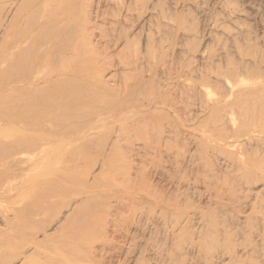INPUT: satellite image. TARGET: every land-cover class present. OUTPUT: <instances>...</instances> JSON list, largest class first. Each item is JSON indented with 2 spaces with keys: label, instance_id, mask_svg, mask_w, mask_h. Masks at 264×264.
I'll use <instances>...</instances> for the list:
<instances>
[{
  "label": "rangeland",
  "instance_id": "obj_1",
  "mask_svg": "<svg viewBox=\"0 0 264 264\" xmlns=\"http://www.w3.org/2000/svg\"><path fill=\"white\" fill-rule=\"evenodd\" d=\"M0 1L1 26V24L5 23V19L11 15V12L14 11V8L9 11L10 2H8V0ZM5 1H7L8 4ZM28 1H30L29 3L32 4L34 0L20 1L22 2V5L20 2H18V7L20 10H26V7L30 6L28 5ZM128 1L129 0H88L86 3V10L83 9L84 11L81 9L84 6L81 7V3L78 1L76 5L78 9L81 10H77L75 13L77 19H75V16L73 25L75 27L78 26L81 28L89 27L91 36L86 35V39L83 37V35L80 38L79 45L72 53H70L73 51V49L71 50V47L75 43V40H67L66 44H64L65 46L59 48L58 51H56V49L55 51H52V53L56 54L57 61H47L39 68L40 74H48L60 69L61 73H64L65 75L62 81L57 83L58 85H56L55 88L46 91L48 94L45 93L46 97L50 96L49 93L51 90L52 93L57 91L54 94H58V96L63 93V96L58 100V105H56V107L50 112L51 116H53V118L58 117L56 120L61 124H64V122L68 120L66 124L70 122V125L73 123V125L77 124V126H80L81 121H83L88 123L84 125V127H87L93 122V124L96 125L94 128L96 131L93 130L94 133L92 132V134L87 138H81L77 141H73L71 148L73 154H71V151H69L67 152L68 154L65 153L62 156H59L60 159L58 157L56 160H54V163H50V160L45 161V163H40L39 165L42 166L41 169L39 165L33 170L29 169L34 162L41 159L42 155L41 153H38V151L33 152L27 146H25L23 147L22 152L14 155L15 162L11 169L3 172V176L2 174L0 175L2 176V178H0V264H40L41 260V264H264V230H260L261 228H264V167L262 168L260 164L264 162V134L262 132H259V135L256 133V138L258 137L257 140H251L252 142L249 140L246 141V137H243L239 134V132H236L238 128L236 129L235 127L241 125L239 120L236 118L239 116L238 114L231 115V118H235L237 122H235L233 125L235 120L226 121V119H223L224 121L221 122L222 120H219V118L214 117L213 115V118L211 115H209L207 118L208 115L206 116V114L201 113L198 106L200 102L206 100V97H209L210 95L211 97L209 98H212V95L214 94L219 96V94L224 91L223 86L225 84H227L224 86L225 88L228 87V84H234L232 81L233 78H231V76L227 73L226 75V71L224 70L226 69L229 61L232 60L233 62H237L239 59H241L237 62L240 64L243 62V60H247L246 63L249 65L251 62L249 60L253 59L251 55L246 56L248 58H245V55L240 53V48L236 43H234L236 41L234 38L241 39L242 41V39L246 38L247 33H249L247 38L249 37L248 39H250L251 42L247 41L246 38V40H243L245 43L242 41L239 45H242L244 48L249 46H260V48H257L264 54V0H152L150 2L153 3L154 1V3H156L153 5V11L157 12V14L154 12L157 17L152 15V19L149 20L148 18L146 21L143 19L145 17L144 10L146 9L143 10V8H145L147 4H150V2L148 3L147 0H143L144 2L138 0L137 5L141 4V6L139 7L136 5L135 9L139 7L137 8V10L139 9L137 11L132 9V6L128 4ZM130 1L133 2V0ZM59 2L60 0H50L49 5L54 6ZM122 4H124V6L128 4L127 6H129V8L131 7V10H129L127 13L128 15H125L128 18L123 16V12L120 11V9H122L120 8ZM233 8H235L238 12H236V10L234 11ZM96 11L98 12L96 13ZM159 11L162 14L159 13ZM100 12H104L105 14L103 13L101 15ZM118 12L122 14L123 18ZM232 12L235 13L233 14ZM141 13H143V16ZM20 14L21 13H18V15L14 17L15 19L12 20V29L8 27L7 31L3 33L0 38V83L5 84L14 76H16L18 73V68V70H23V67L25 69L28 66L27 64L30 63L29 61L31 60L32 52L35 49L42 45L47 48L49 44L48 41L38 39L30 41L31 43L25 42L27 38L21 36V30L29 29L30 24L32 23L31 25L33 26L35 20H30L29 24V20H23L24 16ZM232 14L234 16H232ZM98 15L101 18H98ZM233 17H236L237 20L236 18L234 20ZM88 19H91L92 22L90 21L91 23H87ZM161 20L162 22H160ZM16 21L18 22L16 23ZM79 21L85 22L80 23ZM69 23L67 22L63 24L64 26L61 25L60 28L53 29L52 31L55 30L54 32H56L58 29L64 30L65 26H67ZM190 25L192 27H190ZM224 25L235 29L239 27V30L236 29L238 30L236 32L234 29H232V31L231 29L229 30L227 26L226 27L228 29L225 28ZM234 25H236V27ZM18 27H21V29H18ZM118 27L121 28L119 29ZM151 27L156 28H153V30ZM16 28L20 31H18ZM148 28H151L153 32ZM222 28H225L230 32L226 31L225 29L224 31ZM243 29H246L245 32L247 31L245 35ZM61 30L59 31L60 33L63 31ZM241 30H243L242 32L245 36L244 38H242V32H240L241 36L238 33ZM10 31L13 32L10 33ZM148 31H150L152 37L155 40L153 41L155 42L154 44L157 46V50L159 51L157 52H161V55H164L166 52L164 59H167L166 64L165 61H163L164 59L162 60L165 65H160V68H158L157 72L154 74L146 71V63L140 64L142 61H140L139 64H135L132 61V65H136L134 68L133 66H127L131 69L124 67L125 65H123L122 62L123 56L122 54L119 56V48L115 44L119 37L126 36L127 34L130 37L129 39H131V42H129L127 48V52L130 51L131 54L129 52V55L132 56L135 54L134 50L139 47L138 45H140L139 43L141 42L144 34ZM231 32L235 35L238 34V37L231 36L233 35ZM8 33L10 34L8 35ZM13 33L15 34L13 35ZM230 33L231 35L229 36ZM109 36H111V38ZM136 37H138L137 39L140 40L138 41L135 39ZM156 38L160 41H158ZM21 39L24 40L22 41ZM132 43L134 45L138 44V47L135 46L137 47L135 49ZM242 43H244L245 46ZM246 43L249 46L246 45ZM45 44L47 45L45 46ZM25 45L28 46L26 48H28L30 51L29 61H25L23 56L17 57V55H14L12 58L9 55L13 48V50L16 48V50L19 51L23 49ZM166 47L168 48L166 49ZM235 47H238V49ZM235 49H237L239 52ZM197 51L199 52L198 54ZM201 52H204V55L208 53L207 56H204V59L205 57L206 59L207 57L210 58L205 60L208 69L205 67V63L201 62L204 61L202 58L201 60H198L200 59L198 56ZM209 53L211 55H209ZM238 53L242 54L243 57L240 54L239 57ZM65 54H67L68 59L60 62L59 57L61 58V56H64ZM227 55L229 57H227ZM132 57L134 58V56ZM132 57L130 58L132 59ZM11 58L13 60H11ZM196 58L198 59L196 60ZM228 58L229 60H227ZM97 59H99V62ZM5 60H7V62H5ZM226 61L227 65L224 63ZM209 62H213L215 66L220 65L224 68L221 67L220 70V66L219 68L217 66L215 68H218L220 73L216 69L215 71L217 72H215L213 70V64H209ZM197 63L199 65H197ZM200 63L205 65H203V69L206 68L205 71L202 69ZM209 65H212L213 67L211 66L210 68ZM142 66L146 73L143 70L141 72L140 67ZM194 67H196V75L194 72ZM166 68L169 71L166 70ZM209 68L210 70L212 69L211 71L217 74L215 75V78L213 75L210 76L207 74V72L211 73V71H208ZM159 69L161 70L159 71ZM176 70L178 73L175 72ZM83 71H86V74ZM95 71L97 72L94 73ZM2 72H6V74L9 72V74L6 76V74H2ZM173 72L175 73V78H173ZM222 72V75L225 74L226 76H221ZM123 73L124 76H122ZM170 73L172 74L171 77L169 76L171 75ZM179 73L183 75L188 89L190 85H192L193 89L197 90L196 92H198L199 90L197 88L200 87L199 85H204L206 91H202L204 90V87L201 85L202 90H200V92H202H198L199 94L203 93L202 95H205L206 93L204 96L205 99H203V96L201 97L203 101L202 99L200 100V98H198L199 100L197 99L199 94L196 93L197 95H194L191 93L193 91H190V89H192L191 86L189 91L187 90L190 96L188 94L186 96V98L190 99H186L185 105H183L184 99H179L180 96L178 97L177 91L181 87V80L176 77V74ZM247 73L248 72L245 73L246 75L244 74V78L242 77L244 80L246 76V80L243 81L246 83H244L245 85H242L243 87L249 88L248 86L251 85L257 87V82L264 83L263 76V78L259 76L261 78L260 79L259 77L249 73L248 76L250 77H248ZM154 75H156V77ZM199 75H207V80H201L200 84H198V78L202 79V76L200 77ZM197 76L198 78H196ZM152 77L155 78L154 80L157 79L159 84L157 81V84L155 82L154 83L157 86L161 85L159 87L162 88V82L166 83L169 78H173L172 80L169 79L172 81L171 87L169 85V89L165 88L167 90L166 94H168L170 98L172 97L171 100L168 99L169 103L165 101H158L159 103L157 102L156 95L154 94V88L150 86L153 83ZM212 77L216 81L212 82ZM101 78L105 80L107 86L110 85L107 90L99 89L101 88L99 82ZM219 78L221 79V83ZM77 79L80 82H78ZM195 79L198 82H196ZM228 79L229 82H226ZM65 80L69 81L66 82ZM218 80L219 82L217 83ZM223 80L225 81L223 82ZM194 82H196V84ZM214 82H216V84ZM23 83L24 82H20L19 84ZM121 83H123V85ZM176 83L180 84L177 86V88L175 87L177 85ZM205 83H207V85ZM211 84L214 86L212 87ZM221 84H223V86ZM220 85L221 88H219ZM1 86L2 84H0V87ZM255 87H253V89ZM62 88L64 89L65 93L67 92L66 95H64L65 93ZM92 88H94L95 91ZM171 88L174 89V92H172L173 90ZM256 89H258V87ZM208 90H210V92ZM96 91L97 94L95 93ZM134 91L135 93H133ZM216 92L220 93L216 94ZM3 93L6 92H0V94ZM207 93L209 94L208 96ZM192 95L194 97H191ZM215 95L213 97H216ZM33 99V102L39 100L38 98ZM123 101H125L124 104ZM180 101H182L183 104L180 103ZM151 102L153 105L150 104ZM120 103H122V105ZM111 104H118V108L116 109V106ZM124 105L126 106L124 107ZM149 105L151 106L149 107ZM100 106L107 110L104 111V108L100 109ZM108 107H111L112 110L109 111L110 109ZM174 108L176 110H174ZM121 110L124 111L121 112ZM95 111H99L105 116L108 114V118L112 116L111 121L110 119L108 120L107 117L105 118L103 116L104 119H107L108 121H104V123L100 124L99 127L98 123L94 122L93 115L89 113ZM198 111L201 115L197 113ZM109 113H111V115ZM120 113L122 115L124 113V118L123 116H117ZM64 114L65 116H62ZM71 114H75V116ZM203 115L206 116V120H201L202 118L199 119V117ZM116 116L118 119H116ZM90 119H93V121ZM79 122L80 124L78 125ZM137 123L140 124L138 125ZM19 124L21 125H19L20 127H23L22 122ZM82 126L83 125L80 127ZM117 127L120 129V131L122 130V136L121 133H119V130L117 131ZM3 128V126H0V134L6 131L5 128ZM171 130H173V132ZM14 137L16 138L15 134H12L11 139H14ZM259 138H261L263 141H261ZM233 139L240 140V145L238 147L231 148L227 145L228 143L226 144L227 141L229 142ZM241 139H243V142ZM164 143H166V145ZM256 144H258V146ZM45 146L48 147L49 144H45ZM250 149L251 151H249ZM242 154H244L242 158L245 160L246 164H243V168L240 167L241 170L239 168L237 170V162L235 160H237L239 157L241 158ZM19 156L26 157L22 158ZM20 158L21 161H19ZM49 163L50 166L48 165ZM56 164H58V167H55ZM246 165L247 168L245 169ZM67 167L72 168L67 169ZM27 169L32 171V174ZM244 169L247 170L244 172L248 173L244 174L243 172V175L242 171ZM52 170H60L62 172L66 171L64 173L72 178V182H68V184L69 186L75 187L76 192L74 191L75 193L65 194L63 197H61V201L57 206L54 207V209L51 208L52 206H50L47 209L45 215H38L37 219L39 220L36 222H39L40 219L58 220L60 216L62 217L63 213H66L68 210L65 205L74 200V198L81 196L80 193L83 185L88 186L89 191H91L87 192V195L89 196L87 203H85V205L79 209L80 211H76L74 213V220H76V222L91 220V227H89L88 230L89 233L85 234V238H76L77 252L75 250L72 251V256L63 260H61V258L55 254L53 242L50 241L41 246L38 251L33 252V249H28L26 246L30 241L29 238L24 236L18 237L16 235V230L13 227L17 222H19V224L21 223L20 225L24 223H30V225L35 226L36 222L33 224V222L26 221L27 213L42 205L45 200H47L46 198H48V196H50V194L54 191L50 184H37L35 179L37 180L40 177H42L43 180L48 179V172ZM25 171H28L29 173H25ZM28 176L32 179L28 178ZM5 220H9V225L8 223L6 225ZM41 223L42 221L38 224ZM91 229L93 231H91ZM40 233L41 232H39V234L35 235L34 237L37 236L41 238ZM90 234H93V236ZM90 236L93 239L89 240L88 238ZM52 238L54 239V237ZM91 240L94 242L85 244V241L89 242ZM91 244L92 246L90 247ZM94 246L95 248H93ZM44 251H46V253H44ZM24 252H27L26 256L29 257L28 260L26 259V261L22 259L25 254ZM50 260H52V262ZM53 260H56L57 262ZM231 260L233 261L231 262Z\"/></svg>",
  "mask_w": 264,
  "mask_h": 264
},
{
  "label": "bare ground",
  "instance_id": "obj_2",
  "mask_svg": "<svg viewBox=\"0 0 264 264\" xmlns=\"http://www.w3.org/2000/svg\"><path fill=\"white\" fill-rule=\"evenodd\" d=\"M20 1H25V0H8V2H10V9H9V11H11L12 10V8H14L13 10L14 11H12L11 12V15L9 16V17H7L6 19H5V23H3V24H1V26H0V38H1V36L3 35V33H5L6 31H7V29H8V27H10L11 29H12V26H11V24H12V20L13 19H15L14 17L15 16H17L18 15V13H21L20 15H23L24 17H23V20H29V24H30V20L32 21V20H35L34 21V24H33V26L30 24V28L29 29H22L21 30V36H23L24 38H27L26 40H25V42H30V41H34V40H44V41H48V47L46 48V47H44L43 45L42 46H40V47H38L37 49H35L33 52H32V55H31V60L29 61V59H30V56H29V54H30V51L28 50V48H26V47H28V46H26L25 45V47L23 48V49H21V50H16V48H15V50H11L10 51V56L12 57H14V55L16 56L17 55V57L18 56H23V58L25 59V61H29L30 63L29 64H27L28 66L24 69V67L22 68L23 70H18L17 69V71H18V73L16 74V76H14L11 80H9L8 82H6L5 84L4 83H0V84H2V86L0 87V92L2 93V92H6V93H3V94H0V126H3L4 128H5V130L6 131H4V132H2V134H0V172H2V173H0V175L2 174V176H3V172H6V171H8V170H10L11 169V167H12V165L14 164V162H15V158H14V155L15 154H17V153H19V152H22L23 151V147H25V146H27L31 151H38V153H41V159H39V160H37L36 162H34L33 164H32V166H30L31 168H29L30 170H33V169H35L40 163H45V161H49L50 160V163H54V160H56L59 156H62L63 154H65V153H67V152H69V151H71V148H72V144H73V141H77L78 139H81V138H87V137H89L91 134H92V132H93V130L94 131H96L94 128H95V124H93V122L90 124V126H87V127H84V125L85 124H88L87 122H83V121H81V125H83L82 127H80V126H77V124L76 125H73V123H72V125H70L71 123L69 122L68 124H66V122H68V120L67 121H65L64 122V124H61L60 122L58 123L57 122V120H56V118H58V117H54L53 118V116H51V114H50V112L56 107V105H58V100H59V98L60 97H62L63 95V93L61 94V95H59L58 96V94H54V93H56V92H54V93H52V90L50 91V96L49 97H46L45 96V93H46V91H49L50 89H52V88H55V86L56 85H58L57 83L58 82H61L62 81V79L65 77V75H64V73H61V71H60V69L59 70H57V71H53V72H50V73H48V74H46V73H43V74H40V71H39V68H40V66L42 65V64H45L47 61H57V56H56V54H54V53H52V51L54 50L55 51V49H56V51H58V49L59 48H62L63 46H65L64 44H66V42H67V40H71V39H74L75 40V43L73 44V46L71 47V50L73 49V51H71L70 53H72V52H74V50L76 49V47L79 45V43H80V38L83 36V37H85L86 35H89V36H91L90 35V32H89V30H90V28L89 27H87V28H81V27H78V26H74L73 25V21H74V18H75V13L77 12V10H83V9H85L86 10V3H87V1L88 0H60V2L59 3H57L56 5H54V6H52V5H49L50 3H49V1L50 0H34L33 1V3L32 4H30L29 2L30 1H28V5H30V6H27L26 8V10L25 9H22V10H20V8L18 7L19 6V4H18V2H20ZM52 1H54V0H52ZM80 2L81 4H80V6L82 7V6H84V7H82L81 9H78V7H77V2ZM98 1H100V0H98ZM130 1V0H129ZM128 1V4H130V6H132V9H135V7H136V5L138 4L137 3V1L138 0H133V2H129ZM142 2H144L143 0H141ZM150 1H152V0H147V2L149 3ZM6 3H7V1H5ZM4 2V3H5ZM121 2V1H120ZM124 2V1H123ZM122 2V3H123ZM126 2V1H125ZM3 3V2H2ZM22 2H20V4H21ZM145 3H146V1H145ZM145 3H143V4H145ZM0 4H1V1H0ZM8 4V3H7ZM127 4V5H128ZM147 4V3H146ZM154 4H156V3H154V1H153V3L152 2H150V4H147V6H145V8H143V10L144 9H146V10H144L145 11V17L143 18V19H145L144 21H146V19H148L149 18V20H151L152 19V15H154V16H156L157 17V15H155L154 14V12H156V11H153V5ZM22 5V4H21ZM21 5H20V7H21ZM25 5V4H24ZM117 5V4H116ZM123 5V6H122ZM121 6H120V8H122V9H120V11L121 12H123V16H125L127 13H128V11L129 10H131L130 8H129V6H124V4H122ZM198 5V4H197ZM137 6H141V4L140 5H137ZM199 6V5H198ZM202 6V5H201ZM88 7V6H87ZM139 7H137V8H139ZM143 7V6H142ZM204 7V6H203ZM119 8V7H118ZM137 8L135 9V10H137ZM165 8V7H164ZM163 8V9H164ZM199 8V7H198ZM202 8V7H201ZM91 9V8H90ZM142 9V8H141ZM234 9V11L236 10L235 8H233ZM139 10V9H138ZM137 10V11H138ZM143 10H140V11H143ZM157 10V9H156ZM19 11H21V12H19ZM84 11V10H83ZM99 11V10H98ZM98 11H96V13L98 12ZM133 11V10H132ZM164 11V10H163ZM106 12V11H105ZM134 12V11H133ZM136 12V11H135ZM165 12H166V10H165ZM236 12H238L237 10H236ZM4 13V12H3ZM9 13V12H8ZM101 13V15L104 13H102V12H100ZM119 13V12H118ZM159 13H161L160 11H159ZM167 13H169V12H167ZM230 13H231V11H230ZM233 14L235 13V12H232ZM99 14V13H98ZM105 14V13H104ZM119 14H121V13H119ZM130 14V13H129ZM143 13H141V15H142ZM156 14H157V12H156ZM162 14V13H161ZM166 14V13H165ZM232 14V16H234ZM3 15V14H2ZM8 15V14H7ZM92 15V14H91ZM128 15V14H127ZM140 15V16H141ZM167 15V14H166ZM231 15V14H230ZM99 16V15H98ZM143 16V15H142ZM161 16V15H160ZM2 17V16H1ZM22 17V16H21ZM95 17V16H94ZM96 17H97V14H96ZM121 17H122V14H121ZM126 17V16H125ZM124 17V18H125ZM18 18H20V17H18ZM80 18V17H79ZM98 18H101L100 16L98 17ZM123 18V17H122ZM126 18H128V17H126ZM139 18V17H138ZM141 18V17H140ZM162 18V17H161ZM179 18V17H178ZM234 18V17H233ZM236 18V17H235ZM235 18H234V20H235ZM75 19H77V16H76V18ZM142 19V18H141ZM140 19V20H141ZM163 19V18H162ZM181 19V18H180ZM232 19V18H231ZM115 20V19H114ZM127 20V19H126ZM139 20V21H140ZM236 20H237V18H236ZM76 21V20H75ZM91 21V19L89 20H87V23L88 22H90ZM104 21V20H103ZM118 21V20H117ZM128 21V20H127ZM143 21V20H142ZM148 21V20H147ZM18 21H16V23H17ZM69 23L67 26H65V31L63 30H61L62 31V33H60L59 31V29H58V31H56V32H54V31H52L53 29H56V28H60V26L61 25H63V24H65V23ZM80 23L81 22H83V21H79ZM78 22V23H79ZM85 22V21H84ZM83 22V23H84ZM92 22V21H91ZM90 22V23H91ZM160 22H162V20L160 21ZM218 22H219V20H218ZM15 23V24H16ZM22 23H23V21H22ZM21 23V24H22ZM76 23V22H75ZM101 23V22H100ZM142 24H144L143 22H141ZM149 23V22H148ZM150 23H151V21H150ZM149 23V24H150ZM156 23V22H155ZM154 23V24H155ZM237 23V22H236ZM235 23V24H236ZM27 24V23H26ZM77 24V23H76ZM94 24V23H93ZM154 24H152V25H154ZM184 24V23H183ZM196 24V23H195ZM232 24H234V23H232ZM118 25V24H117ZM120 25V24H119ZM148 25V24H147ZM155 25H157V24H155ZM159 25H160V23H159ZM221 25V24H220ZM237 25V24H236ZM236 25H234L235 27H236ZM15 26V25H14ZM13 26V27H14ZM21 26V25H20ZM22 26H23V24H22ZM32 26V27H31ZM64 26V25H63ZM81 26H82V24H81ZM98 26V25H97ZM116 26V25H115ZM144 26V25H143ZM151 26V25H150ZM158 26V25H157ZM162 26H164V25H162ZM162 26H160V27H162ZM227 25H224V27L225 28H229L230 26H227ZM233 26V27H234ZM16 27V26H15ZM107 27V26H106ZM142 27V26H141ZM190 27H192L191 25H190ZM24 28H26V27H24ZM102 28V27H101ZM119 28V27H118ZM121 28V27H120ZM119 28V29H120ZM140 28V27H139ZM152 28V27H151ZM151 28H148V29H151ZM153 28H156V27H153ZM152 28V29H153ZM159 28V27H158ZM169 28V27H168ZM183 28V27H182ZM185 28V27H184ZM188 28V27H187ZM220 28H221V26H220ZM224 28V29H225ZM227 28V29H228ZM239 27H237L236 29H238ZM10 29V30H11ZM15 29V28H14ZM17 29V28H16ZM18 29H21V27L19 28L18 27ZM17 29V30H18ZM106 29V28H105ZM152 29H151V31H152ZM163 29V28H162ZM223 29V28H222ZM223 29V30H224ZM227 29H225L226 31H228V32H230L229 30L231 29H234L236 32L239 30H236L235 28H229V30H227ZM240 29H241V27H240ZM124 30V29H123ZM154 30V29H153ZM157 30V29H156ZM159 30V29H158ZM171 30V29H170ZM224 30V31H225ZM244 30V29H243ZM243 30H241V31H239L238 33H239V35L241 36V34H240V32H242ZM246 30V29H245ZM245 30H244V32H245ZM18 31H20V30H18ZM162 31V30H161ZM192 31H193V29H192ZM233 31V30H232ZM11 32H13V31H10V33ZM14 32H15V30H14ZM65 32V33H64ZM91 32H92V29H91ZM108 32V31H107ZM110 32V31H109ZM136 32H137V30H136ZM153 32V31H152ZM159 32H160V30H159ZM228 32H227V34H228ZM247 32V31H246ZM246 32L244 33V35L246 34ZM10 33H8V35L10 34ZM111 33V32H110ZM139 33V32H138ZM157 33H158V31H157ZM226 33V32H225ZM232 33V32H231ZM231 33L229 34V36L231 35ZM15 33H13V35H14ZM18 34H20V33H18ZM99 34H101V33H99ZM103 34H105V33H103ZM115 34V33H114ZM129 34V33H128ZM154 34V33H153ZM155 34H156V32H155ZM161 34V33H160ZM166 34V33H165ZM233 35H231V36H233V37H235V36H237V35H235L234 33H232ZM249 33H247V35H248ZM106 35V34H105ZM113 35V34H112ZM124 35V34H123ZM139 35V34H138ZM158 35V34H157ZM243 35V32H242V38H244L245 36ZM247 35H246V38H247ZM100 36V35H99ZM162 36V35H161ZM223 36V35H222ZM110 38H111V36H109ZM113 37V36H112ZM158 37V36H157ZM168 37V36H167ZM214 37V36H213ZM238 37V36H237ZM4 38V37H3ZM2 38V39H3ZM86 38V37H85ZM116 38V37H115ZM118 38V37H117ZM130 37L126 34V36H122V37H119V39L115 42V44H116V46L119 48V51H118V53H119V56L122 54V56H123V65H125L124 67H127V66H133V68L136 66L135 64H139L140 63V61H145V62H141L140 64H144V63H146V71L147 72H150V73H155V72H157V69L158 68H160V65H162V66H164L165 64H166V58L164 59V55L166 56V52H165V54L164 55H161V52L160 53H158L159 51L157 50V46L154 44L155 42V40H154V38L152 37V34L150 33V31H148V32H146L145 34H144V36H143V38H142V40H141V42L139 43L140 45H134L133 43V46L135 47V46H137V47H135V49L136 50H134V52H135V54H134V52H133V54L134 55H132V56H134V58L132 57V56H130L129 55V52H127V48H128V45H129V42H131V39H129ZM138 37H136L135 39H137ZM160 38V37H159ZM164 38V37H163ZM211 38V37H210ZM240 38V37H239ZM246 38L245 39H242V41L243 40H246ZM249 38V37H248ZM247 38V41H250V39H248ZM87 39V38H86ZM114 39V38H113ZM157 39V38H156ZM236 41H235V40ZM234 39H232V40H234L235 42L234 43H236L237 44V46L240 48V53H243L244 55H245V58H248V57H246V56H249V55H251L252 56V58L253 59H251V60H249V61H251L250 63H249V61H248V63H249V65L246 63V61H244L243 60V62H241L240 64L239 63H237L238 61H240L241 59H236V60H238L237 62H233L232 60L231 61H229L228 62V65H227V61L226 62H224V63H226V69H224L226 72H225V74L227 73V74H229L230 76H231V78H233V83L234 84H231V85H229L228 84V89L227 88H225L224 86L225 85H227V84H225L224 86H223V84H221L222 86H223V88H224V91L221 93V94H219V93H217L216 92V94H219V96H216L215 94V96L216 97H213L214 95H212V98H209V97H211V95L209 96V97H206V100H204L203 101V99H205L204 98V96L206 95V93H205V95H202V94H199V93H201L202 91L204 92V91H206L205 90V87H204V85H202V84H200V82H201V80L202 81H205V80H207L206 79V76H203V75H205V74H203L204 73V71L206 70V68H207V63H206V61L205 60H207V59H210V58H208L207 57V59H206V57H205V59H204V56H207V54L208 53H206V55H204L205 53V51L204 52H201L200 54H199V56L197 55L199 52L197 51V56H198V58H200V59H198V58H196V60L198 59V60H201V58L204 60V61H201V62H204L205 63V65L202 63H200V65L202 66V69L204 68V66L206 67L205 69H203L202 71H203V75H201L202 76V79L201 78H198V76L196 77V78H198V81L195 79V81L196 82H198V84H200L199 86V88H197L199 91V93L198 92H196L197 90H195V89H193V86L192 85H190V87L192 88V89H190V87H189V89H190V91H192L191 93H193L194 95L197 93V94H199V96L197 97V99L198 98H200V100L202 99L201 97L203 96V99H202V101L203 102H200V104L198 105L199 106V109H200V111H201V113H203V114H206V116H207V118L209 117V115H211V117H212V115L214 116V117H217V118H219V120H222L221 122H223L225 119H226V121L228 120V121H234L235 120V118H231V115H235V114H238L239 116H242V117H236L238 120H239V123L241 124L240 126H238V127H235L236 129V132H239V134L240 135H242L243 137H246L245 138V140L246 141H251V140H257V138H256V133L258 134L259 132H262L263 134H264V83H260V82H257V84H258V89H256L257 87H255L254 85L252 86H248L249 88H245V87H243L242 85H245L244 83H246V82H243L244 80H246V76H245V79L243 80V76H244V74L246 73V72H248L247 73V76H248V74L249 73H251V74H253V75H255V76H257V77H264V75H263V64H264V54H263V52L262 51H260L257 47H259L260 48V46H249L247 43H249V42H247L246 43V45H248L249 47H246V48H244V47H242V45L240 46L239 44L242 42L241 41V39H236V38H234ZM4 40V39H3ZM3 40H2V42H3ZM22 40V39H21ZM24 40V39H23ZM22 40V41H23ZM90 40H91V38H90ZM112 40V39H111ZM116 40V39H115ZM134 40V39H133ZM138 40V39H137ZM140 40V39H139ZM138 40V41H139ZM154 40V41H153ZM158 41H160L159 39H157ZM231 40V41H232ZM19 41V40H18ZM21 41V42H22ZM81 41H82V39H81ZM98 41V40H97ZM108 41V40H107ZM165 41H166V39H165ZM214 41V40H213ZM1 42V41H0ZM85 42V41H84ZM92 42V41H91ZM244 42V41H243ZM251 42V41H250ZM15 43V42H14ZM31 43V42H30ZM39 43H40V41H39ZM42 43V42H41ZM90 43V42H89ZM104 43V42H103ZM134 43H136V42H134ZM156 43H157V41H156ZM245 43V42H244ZM244 43H242V44H244ZM43 44V43H42ZM184 44V43H183ZM219 44V43H218ZM257 44V43H256ZM255 44V45H256ZM19 45V44H18ZM20 45H21V43H20ZM28 45H30V44H28ZM47 44H45V46H46ZM50 45V46H49ZM88 45V44H87ZM157 45H158V43H157ZM258 45V44H257ZM92 46V45H91ZM132 46V45H131ZM166 46V45H165ZM168 46V45H167ZM236 46V45H235ZM244 46H245V44H244ZM100 47V46H99ZM105 47V46H104ZM170 47V46H169ZM222 47V46H221ZM226 47V46H225ZM238 47H235V48H237L238 49ZM35 48V47H34ZM94 48V47H93ZM97 48V47H96ZM168 47H166V49H167ZM184 48V47H183ZM18 49V48H17ZM101 49V48H100ZM165 49V50H166ZM215 49V48H214ZM237 49H235L236 51H238ZM95 50V49H94ZM99 50V49H98ZM131 50H133V49H131ZM234 50V49H233ZM262 50V49H261ZM264 50V49H263ZM92 51V50H91ZM158 51V52H157ZM183 51V50H182ZM201 51V50H200ZM202 51H203V49H202ZM208 51V50H207ZM206 51V52H207ZM94 52V51H93ZM158 54H157V53ZM239 52V51H238ZM56 53V52H55ZM112 53V52H111ZM115 53V52H114ZM169 53V52H168ZM183 53V52H182ZM181 53V54H182ZM240 53H238V55L240 54ZM99 54V53H98ZM130 54H131V52H130ZM170 54V53H169ZM188 54V53H187ZM228 54V53H227ZM60 55V54H59ZM108 55V54H107ZM112 55V54H111ZM168 55V54H167ZM209 55H211L210 53H209ZM241 56H242V54H240ZM240 55H239V57H240ZM179 56H180V53H179ZM214 56H215V54H214ZM12 57V58H13ZM71 57V56H70ZM117 57V56H116ZM130 57H132V59L130 58ZM157 57H159V58H157ZM170 57V56H169ZM169 57H167V58H169ZM189 57V56H188ZM210 57V56H209ZM212 57H213V55H212ZM211 57V58H212ZM227 57H229L228 55H227ZM243 57V56H242ZM7 58V57H6ZM11 58V60H13ZM98 58V57H97ZM157 58V59H156ZM181 58V57H180ZM183 58V57H182ZM190 58V57H189ZM215 58V57H214ZM59 61L60 62H63L64 60H66V59H68V56H67V54H65L64 56H61V58L59 57ZM70 59V58H69ZM104 59V58H103ZM156 59V60H155ZM164 59V60H163ZM184 59V58H183ZM213 59V58H212ZM211 59V60H212ZM223 59V58H222ZM231 59V58H230ZM243 59V58H242ZM250 59V58H249ZM10 60V61H11ZM72 60V59H71ZM162 60L163 61H165V64H164V62H162ZM180 60V59H179ZM226 60V59H225ZM227 60H229V58L227 59ZM15 61H17V60H15ZM15 61H13V62H15ZM21 61H22V59H21ZM97 61L99 62V59H97ZM120 61V60H119ZM135 63V64H133L132 65V63L133 62ZM169 61V60H168ZM175 61V60H174ZM185 61H187V60H185ZM234 61H235V59H234ZM5 62H7V60H5ZM19 62V61H18ZM101 62H102V60H101ZM124 62H125V64H124ZM183 62V61H182ZM193 62V61H192ZM197 62H199V61H197ZM10 63V62H9ZM16 63V62H15ZM14 63V64H15ZM170 63V62H169ZM172 63V62H171ZM218 63V62H217ZM120 64V63H119ZM183 64H184V62H183ZM209 64H213V62L211 63V62H209ZM19 65V64H18ZM172 65H174V64H172ZM187 65V64H186ZM193 65V64H192ZM197 65H199L198 63H197ZM204 65V66H203ZM223 65V64H222ZM53 66V65H52ZM177 66V65H176ZM181 66V65H180ZM210 66V65H209ZM212 66V65H211ZM211 66H210V68H211ZM214 66V67H213ZM213 70L215 71V69L217 70V71H219L218 70V68H219V66L218 65H214L213 64ZM218 66V68H215V67H217ZM224 66V65H223ZM61 67V66H60ZM130 67H127V68H129V69H131ZM138 67V66H137ZM168 67H169V65H168ZM191 67V66H190ZM200 67V66H199ZM221 67L222 66H220V70H221ZM141 68V72H142V70L145 72V69H143V66L142 67H140ZM175 68V67H174ZM181 68V67H180ZM195 68V70H194V72H195V75H196V67H194ZM210 68H209V70L208 71H211L210 70ZM222 68H224V67H222ZM10 69V68H9ZM8 69V70H9ZM129 69H127V70H129ZM193 69V68H192ZM197 69L199 70V68L197 67ZM208 69V68H207ZM54 70H56V69H54ZM87 70V69H86ZM105 70V69H104ZM123 70V69H122ZM134 70V69H133ZM137 70V69H136ZM161 69H159V71H160ZM166 70H168L167 68H166ZM173 70V69H172ZM186 70V69H185ZM188 70V69H187ZM124 71V70H123ZM163 71V70H162ZM169 71V70H168ZM171 71V70H170ZM174 71V70H173ZM180 71V70H179ZM217 71H215V72H217ZM84 72V71H83ZM97 71H95L94 73H96ZM128 72V71H127ZM126 72V73H127ZM164 72V71H163ZM176 73H178L177 72V70L175 71ZM185 72V71H184ZM183 72V73H184ZM192 72V71H191ZM245 72V73H244ZM85 74H86V71L84 72ZM121 73V72H120ZM130 73V72H129ZM146 73V72H145ZM161 73V72H160ZM167 73V72H166ZM171 73H172V71H171ZM170 73V74H171ZM182 73V72H181ZM181 73H179V74H176V77H178L179 78V80H181V85L180 84H178V83H176L177 85L175 86V84H174V86L177 88V86L178 85H180L181 87L177 90L178 91V97H179V99H184L183 100V102H184V104L182 103V101H180V103H182L183 105H185V100L186 99H190V98H186V96H187V94L189 95V93L187 92V90L189 91V89H188V86H186V84H185V79H184V77H183V75H181ZM186 73V72H185ZM199 73V72H198ZM198 73H197V75H198ZM200 73H201V71H200ZM211 73H213V74H211ZM211 73H209V72H207V74H209L210 76H214V78H215V75H217L216 73H214L213 71H211ZM219 73H220V71H219ZM218 73V74H219ZM2 74H6V72H2ZM7 74H9V72H7ZM7 74H6V76H7ZM102 74V73H101ZM128 74V73H127ZM194 74V73H193ZM223 74V72L221 73V76H223L224 77V75H222ZM226 74V75H227ZM250 74V75H251ZM138 75V74H137ZM151 75V74H150ZM165 75V74H164ZM173 78H175V73L173 72ZM194 75V76H195ZM225 75V76H226ZM246 75V74H245ZM78 76V75H77ZM122 76H124V73H123V75ZM149 76V75H148ZM155 77H156V75H154ZM160 76H161V74H160ZM170 77L172 76V74L171 75H169ZM186 76V75H185ZM200 76V75H199ZM200 76V77H201ZM255 76H254V78H255ZM96 77V76H95ZM101 77V76H100ZM131 77V76H130ZM191 77V76H190ZM209 77V76H208ZM228 77V76H227ZM243 77V78H242ZM248 77H250V76H248ZM247 77V78H248ZM259 77V78H260ZM262 77V78H263ZM2 78V77H1ZM150 78H151V76H150ZM153 78V77H152ZM172 78V79H173ZM193 78V77H192ZM195 78V77H194ZM229 78V77H228ZM98 79H100V78H98ZM128 79V78H127ZM155 78H153V83H152V85H150V86H152V88H154V94L156 95V98H157V102L159 101V102H161V101H165V102H168L169 103V100H171L172 99V97L170 98L169 97V95L168 94H166V89L165 88H168L169 87V85H170V87H171V83H172V81H170V80H172L171 78H169L168 79V77H167V81H166V83H164V82H162L163 83V88L162 87H159V86H161V85H159V86H157L156 84L158 83V81H157V79L156 80H154ZM200 79V80H199ZM212 80V82L213 81H216V80H214L213 79V77L211 78ZM218 79V78H217ZM220 79V78H219ZM226 79V78H225ZM256 79H258V78H256ZM261 79V78H260ZM72 80V79H71ZM70 80V81H71ZM78 80V79H77ZM113 80H115V79H113ZM123 80V79H122ZM130 80V79H129ZM160 80H161V78H160ZM176 80H177V78H176ZM209 80V79H208ZM259 80V79H258ZM263 80V79H262ZM2 81V80H1ZM66 81V80H65ZM67 81H69V80H67ZM66 81V82H67ZM150 81V80H149ZM156 81H157V83H156ZM175 81V80H174ZM210 81V80H209ZM210 81V82H211ZM225 80H223V82H224ZM20 82H24L23 84H19ZM76 82V81H75ZM74 82V84L76 85V83ZM78 82H80L79 80H78ZM77 82V83H78ZM99 82H100V85H101V88H99V89H101V90H107L109 87H110V85H108L107 86V84L105 83V80L104 79H102L101 78V80H99ZM119 82V81H118ZM148 82V81H147ZM151 82H152V80H151ZM156 84H155V83ZM188 82V81H187ZM186 82V83H187ZM190 82V81H189ZM196 82H194L195 84H196ZM210 82H209V85H210ZM219 82V80L217 81V83ZM226 82H229V79H228V81L226 80ZM63 83H65V82H63ZM161 83V84H162ZM179 83H180V81H179ZM204 83V82H203ZM208 83V82H207ZM207 83H205L206 85H207ZM215 84H216V82H214ZM220 83H221V79H220ZM248 83V82H247ZM122 85H123V83H121ZM142 84V83H141ZM140 84V85H141ZM159 84V83H158ZM256 84V83H255ZM61 85V84H60ZM64 85V84H63ZM145 85V84H144ZM201 85L204 87V90H202V87H201ZM219 85V84H218ZM217 85V86H218ZM221 85H220V87L219 88H221ZM62 86V85H61ZM79 86V85H78ZM143 86V85H142ZM211 86H212V84H211ZM210 86V87H211ZM214 86V85H213ZM212 86V87H213ZM82 87V86H81ZM186 87H187V89H186ZM195 87H196V85H195ZM207 87V86H206ZM253 87H255L254 89H253ZM121 88V87H120ZM143 88V87H142ZM150 88V87H149ZM157 88V89H156ZM174 88V87H173ZM173 88H171L173 91L172 92H174V89ZM176 88H175V91H176ZM59 89V88H58ZM63 89V88H62ZM93 90H94V88H92ZM98 89V88H97ZM138 89V88H137ZM140 89V88H139ZM165 89V90H164ZM169 89V88H168ZM207 89V88H206ZM208 89H209V87H208ZM216 89V88H215ZM60 90V89H59ZM115 90V89H114ZM124 90V89H123ZM142 90V89H141ZM194 90H195V93H194ZM200 90H202L201 92H200ZM220 90H223V89H220ZM219 90V91H220ZM63 91H64V89H63ZM95 91V90H94ZM171 91V90H170ZM209 92H210V90H208ZM59 92V91H58ZM80 92H82V91H80ZM120 92V91H119ZM61 93V92H60ZM64 93H65V91H64ZM69 93V92H68ZM96 94H97V91L95 92ZM133 93H135V91L133 92ZM145 93V92H144ZM168 93V92H167ZM46 94H48V93H46ZM67 94V92L64 94V95H66ZM87 94V93H86ZM88 94H90V93H88ZM99 94V93H98ZM196 94V95H197ZM71 95V94H70ZM140 95H142V94H140ZM168 95V96H167ZM209 94L207 93V96H208ZM72 96V95H71ZM92 96H93V94H92ZM147 96V95H146ZM166 96H167V98H166ZM190 96V95H189ZM191 97H194L193 95L191 96ZM195 97V98H196ZM33 98H38L39 100L38 101H36V102H33ZM101 98V97H100ZM148 98V97H147ZM33 99V100H32ZM80 99V98H79ZM82 99V98H81ZM169 99V100H168ZM178 99V100H179ZM194 99V98H193ZM86 100V99H85ZM129 100V99H128ZM175 100H177V99H175ZM199 100V99H198ZM79 101V100H78ZM88 101V100H87ZM101 101V100H100ZM117 101H119V100H117ZM173 101H174V99H173ZM8 102H9V105H8ZM11 102V103H10ZM61 102V101H60ZM102 102H103V100H102ZM105 102V101H104ZM115 102V101H114ZM120 102V101H119ZM124 102L125 101H123V104H124ZM128 102V101H127ZM133 102H135V101H133ZM153 102V101H152ZM150 103V104H152L153 105V103ZM158 102V103H159ZM179 102V101H178ZM62 103V102H61ZM61 103H59V104H61ZM80 103V102H79ZM81 103H82V101H81ZM115 103H117V102H115ZM163 103V102H162ZM168 103H167V105H168ZM174 103V102H173ZM176 103H177V101H176ZM194 103V102H193ZM76 104V103H75ZM75 104H74V106H75ZM121 105H122V103H120ZM135 104V103H134ZM140 104V103H139ZM138 104V105H139ZM175 104V103H174ZM174 104H172V105H174ZM190 104H192V103H190ZM77 105V104H76ZM96 105V104H95ZM111 105H113V104H111ZM115 105V104H114ZM113 105V106H114ZM117 105L118 104H116L115 106H116V109L118 108L117 107ZM137 105V106H138ZM109 106V105H108ZM126 105H124V107H125ZM151 105H149V107H150ZM161 106V105H160ZM163 106V105H162ZM165 106V105H164ZM192 106V105H191ZM195 106V105H194ZM193 106V107H194ZM119 107H120V105H119ZM124 107H123V109H124ZM153 107H155V106H153ZM152 107V108H153ZM171 107V106H170ZM173 107V106H172ZM176 107V106H175ZM186 107V106H185ZM65 108V107H64ZM86 108V107H85ZM102 108H104V107H102V106H100V109H102ZM110 110L109 111H111L112 109H111V107H108ZM114 108V107H113ZM129 108V107H128ZM181 108H183V107H181ZM195 108V107H194ZM63 109V108H62ZM66 109V108H65ZM105 109V108H104ZM103 109V110H104ZM126 109H127V107H126ZM158 109V108H157ZM160 109V108H159ZM173 109V108H172ZM191 109V108H190ZM61 110V109H60ZM64 110V109H63ZM71 110H73V109H71ZM107 109H105L104 111H106ZM125 110V109H124ZM123 110V111H124ZM169 110V109H168ZM174 110H176L175 108H174ZM185 110H189V109H185ZM82 111V110H81ZM122 110H121V112H123ZM165 111V110H164ZM179 111H180V109H179ZM72 112V111H71ZM113 112H115V111H113ZM176 112V111H175ZM190 112V111H189ZM86 113V112H85ZM89 113H91L92 115H93V119H94V122H97L98 123V126L100 125V124H102V123H104V121L106 122V121H108L109 119H110V121H111V117L112 116H110L111 115V113H109L110 115V117L108 118L107 116H108V114L105 116V115H103L102 113H100L99 111H95V112H89ZM88 113V114H89ZM133 113H135V112H133ZM183 113V112H182ZM181 113V114H182ZM198 114H199V111L197 112ZM60 114V113H59ZM87 114V115H88ZM91 114H89V115H91ZM121 114V113H120ZM117 115V116H120V117H122L123 115H124V113H123V115L121 114V115ZM132 114V113H131ZM177 114V113H176ZM197 114V115H198ZM71 115H73V114H71ZM71 115H70V117H71ZM91 115V116H92ZM126 115V114H125ZM199 115H201V114H199ZM62 116H65V114L64 115H62ZM73 116H75V114L73 115ZM90 116V117H91ZM106 118H108V120L106 119H104V117ZM116 116V119H118V117ZM204 116V118L206 117L205 115H203ZM203 116H201V117H199V119H201V120H206L207 118H203ZM88 117V116H87ZM129 117V116H128ZM198 117V116H197ZM226 117V118H225ZM59 118H60V116H59ZM123 118H124V116H123ZM181 118V117H180ZM183 118V117H182ZM213 118V117H212ZM216 118V119H217ZM220 118H222V119H220ZM84 119H85V116H84ZM93 119L91 120V121H93ZM146 119V118H145ZM144 119V120H145ZM215 119V120H216ZM224 119V120H223ZM63 120H64V118H63ZM127 120V119H126ZM168 120V119H167ZM195 120V119H194ZM215 120H213V121H215ZM59 121V120H58ZM61 121V120H60ZM86 121V120H85ZM88 121V120H87ZM114 121H115V117H114ZM118 121V120H117ZM116 121V122H117ZM187 121V120H186ZM225 121V122H226ZM20 122H22V124H23V127H20L21 125L19 124ZM159 122H161V121H159ZM169 122V121H168ZM188 122V121H187ZM204 122V121H203ZM220 122V123H221ZM225 122H224V124H225ZM235 122H236V120L234 121V123H233V125L235 124ZM76 123V122H75ZM186 123V122H185ZM237 123V122H236ZM80 124V122L78 123V125ZM138 124V123H137ZM140 124V123H139ZM138 124V125H139ZM159 124V123H158ZM226 124H228V123H226ZM232 124V123H231ZM20 125V126H19ZM147 125V124H146ZM217 125V124H216ZM220 125V124H219ZM218 125V126H219ZM229 125H230V123H229ZM237 125V124H236ZM239 125V124H238ZM148 126V125H147ZM100 127V126H99ZM98 127V128H99ZM150 127V126H149ZM164 127V126H163ZM212 127V126H211ZM224 127V126H223ZM231 127V126H230ZM233 127V126H232ZM3 128V129H4ZM171 128H173V127H171ZM222 128V127H221ZM226 128V127H225ZM114 129V128H113ZM116 129V128H115ZM146 129V128H145ZM204 129H205V127H204ZM227 129V128H226ZM229 129V128H228ZM119 130V133H121L122 132V130L120 131V129H118V127H117V131ZM166 130V129H165ZM170 130V129H169ZM176 130V129H175ZM215 130V129H214ZM149 131V130H148ZM155 131V130H154ZM163 131V130H162ZM172 132H173V130H171ZM204 131V130H203ZM125 132V131H124ZM169 132V131H168ZM208 132V131H207ZM94 133V132H93ZM118 133V134H119ZM145 133H147V132H145ZM209 133V132H208ZM213 133V132H212ZM229 133V132H228ZM262 133H261V135H262ZM14 135L15 134V136H16V138L14 137V139H11V135ZM117 134V135H118ZM173 134V133H172ZM172 134H170V135H172ZM120 135V134H119ZM169 135V136H170ZM239 135V136H240ZM259 135V134H258ZM121 136H122V133H121ZM129 136V135H128ZM160 136H161V134H160ZM159 136V137H160ZM168 136V137H169ZM241 136V137H242ZM229 137V136H228ZM172 138V137H171ZM177 138V137H176ZM263 138H264V136H263ZM173 139V138H172ZM259 139H261V138H259ZM167 140V139H166ZM176 140V139H175ZM227 140V139H226ZM243 139H241V141H242ZM152 141V140H151ZM172 141V140H171ZM240 140H238V139H233L232 141H227L226 142V144L229 146V147H231V148H235V147H238L239 145H240V142H239ZM245 141V142H246ZM261 141H263L262 139H261ZM222 142V141H221ZM243 142V141H242ZM252 142V141H251ZM250 142V143H251ZM260 142V141H259ZM248 143V142H247ZM45 144H49V146L48 147H46L45 146ZM158 144V143H157ZM162 144V143H161ZM165 145H166V143H164ZM254 145V144H253ZM257 146H258V144H256ZM255 145V146H256ZM77 146V145H76ZM222 147H224L223 145H221ZM255 146H253V147H255ZM213 147V146H212ZM217 147V146H216ZM246 147V146H245ZM107 148V147H106ZM247 148V147H246ZM77 149V148H76ZM157 149V148H156ZM204 149V148H203ZM240 149V148H239ZM241 149H243V148H241ZM258 149V148H257ZM260 149V148H259ZM107 150V149H106ZM135 150V149H134ZM166 150V149H165ZM205 150V149H204ZM213 150V149H212ZM218 150V149H217ZM224 150L226 151V149L224 148ZM80 151V150H79ZM249 151H251V149L249 150ZM169 152V151H168ZM214 152V151H213ZM223 152V151H222ZM243 152V151H242ZM262 152V151H261ZM135 153V152H134ZM133 153V154H134ZM164 153V152H163ZM224 153V152H223ZM235 153V152H234ZM259 153V152H258ZM28 154V153H27ZM68 154V153H67ZM71 154H73L72 153V151H71ZM152 154V153H151ZM207 154V153H206ZM209 154V153H208ZM218 154V153H217ZM225 154V153H224ZM246 154V153H245ZM263 154H264V152H263ZM211 155V154H210ZM233 155V154H232ZM244 154H242L241 155V158L239 157L237 160H235L237 163V165H236V167H237V170H238V168L240 169V167L241 168H243V164L245 163V160H243V158H242V156H243ZM248 155V154H247ZM157 156V155H156ZM196 156V155H195ZM226 156V155H225ZM239 156H240V153H239ZM18 157V156H17ZM19 157H22V156H19ZM24 157H26V156H23L22 158H24ZM29 157V156H28ZM31 158V157H30ZM208 158V157H207ZM229 158H232V157H229ZM59 159H60V157H59ZM198 159V158H197ZM26 160H28V159H26ZM202 160V159H201ZM211 160V159H210ZM255 160H257V159H255ZM17 161V160H16ZM19 161H21V158H20V160ZM59 161V160H58ZM209 161V160H208ZM256 162V161H255ZM48 163V162H47ZM50 163L48 164L49 166H50ZM233 163V162H232ZM254 163V162H253ZM264 163V162H263ZM263 163H260L261 164V166H262V168L264 167V164ZM203 164V163H202ZM229 164V163H228ZM246 164V163H245ZM259 164V165H260ZM43 165V164H42ZM17 166V165H16ZM19 166V165H18ZM48 166V167H49ZM52 166V165H51ZM55 166V165H54ZM67 166H69V165H67ZM39 167H40V169H41V167L42 166H40L39 165ZM46 167H47V165H46ZM55 167H58V164H56V166ZM64 167V166H63ZM233 167V166H232ZM235 167V166H234ZM44 168V167H43ZM70 168H72V167H67V169H70ZM225 168H227V167H225ZM247 168V165H246V167H245V169ZM29 169H27L28 171H29ZM45 169H48V168H45ZM51 169V168H50ZM243 170L242 171V174H243V172L244 171H247V170ZM241 170V169H240ZM27 171V172H28ZM48 171V170H47ZM47 171H45V172H47ZM68 171V170H67ZM231 171V170H230ZM17 172V171H16ZM26 171H25V173H27ZM31 174H32V171H29ZM28 172V173H29ZM44 172V173H45ZM64 172H66V171H64ZM64 172H62V171H60V170H52V171H49L48 172V175L49 176H47V177H49L48 179H42V177H40L39 179H35V182L37 183V184H41V185H46V183L47 184H50L51 186H52V188H53V192L50 194V196H48V198H46L45 196V198L47 199V200H45V202L42 204V205H40L38 208H35L34 210H32V211H29L28 213H27V215H26V221L27 222H33V224H35V222L36 221H38L39 219H37V216L38 215H45V213H46V211H47V209L50 207V206H52L51 208H53L54 209V207L55 206H57L58 205V203L61 201V197H63L65 194H72V193H75L76 192V189H75V187H73V186H69V184H68V182L70 183V182H72V178H70L69 177V175H67V174H65ZM219 173V172H218ZM230 173V172H229ZM245 173H248V172H244V174ZM30 174V175H31ZM43 174V173H42ZM42 174H40V175H42ZM228 174V173H227ZM239 174V173H238ZM243 174V175H244ZM214 175V174H213ZM216 175H217V173H216ZM252 175V174H251ZM2 176H0V178H2ZM198 176V175H197ZM226 176V175H225ZM253 176V175H252ZM257 176V175H256ZM24 177H25V175H24ZM250 177V176H249ZM23 178V177H22ZM28 178H30L29 176H28ZM28 178H27V180H28ZM30 179H32V178H30ZM202 180V179H201ZM235 180V179H234ZM257 180V179H256ZM229 181V180H228ZM231 181V180H230ZM260 181V180H259ZM235 182V181H234ZM238 182V181H237ZM21 184H22V182H21ZM35 184V183H34ZM33 184V185H34ZM68 184V185H67ZM228 184V183H227ZM236 184V183H235ZM4 185H5V183H4ZM24 185V184H23ZM257 185V184H256ZM38 187H40V186H38ZM48 187V186H47ZM234 187H235V185H234ZM3 189H4V187H3ZM252 190V189H251ZM75 191V192H74ZM89 191V188H88V186H86V185H83L82 186V189H81V193H80V197H78V195H77V197L78 198H74V200H72V201H70L68 204H66L65 205V207L68 209L67 210V212L64 214L63 213V216L61 217H59L58 218V220H56L55 218V220H53V219H51V220H45V219H40V221L39 222H41L42 221V223L41 224H38L39 222H36V224H35V226H32V225H30V223H24V224H22V225H20L19 224V222H17L13 227L15 228V230H16V235L19 237V236H24V237H27V238H29V242L27 243V248L29 249H33L32 251L33 252H35V251H38L39 249H40V247L41 246H43L46 242H53V245H54V247H53V249H54V252H55V254L56 255H58V257H60L61 258V260H63V259H66V258H70L71 256H72V251H76V249H77V244H76V238H78V237H84L85 236V234L86 233H89V227H91L90 226V223H91V220H88V221H81V222H76V220H74V213L76 212V211H80L79 209L83 206V205H85V203H87V199H88V195H87V192ZM258 191V190H257ZM89 192H91V191H89ZM160 192V191H159ZM154 193V192H153ZM220 193V192H219ZM224 193V192H223ZM77 194V193H76ZM248 194H250V193H248ZM159 195V194H158ZM252 195V194H251ZM250 195V196H251ZM52 196V197H51ZM91 197V196H90ZM237 197V196H236ZM249 197V196H248ZM51 198H52V200H51ZM106 198V197H105ZM161 198H162V196H161ZM263 198V197H262ZM104 200V199H103ZM116 200V199H115ZM234 200V199H233ZM252 200V199H251ZM257 200V199H256ZM169 201V200H168ZM250 201V200H249ZM67 202V201H66ZM32 203V202H31ZM65 203V202H64ZM90 203H92V202H90ZM264 203V202H263ZM93 204V203H92ZM245 204V203H244ZM130 205V204H129ZM243 205V204H242ZM256 205V204H255ZM241 206V205H240ZM249 206H251V205H249ZM258 207V206H257ZM65 208V209H66ZM62 209V208H61ZM64 209V208H63ZM115 210V209H114ZM49 211V210H48ZM62 211V210H61ZM60 212V211H59ZM83 212V211H82ZM107 212V211H106ZM55 213V212H54ZM261 213H262V211H261ZM55 214H57V213H55ZM81 214V213H80ZM79 214V215H80ZM84 214V213H83ZM17 215V214H16ZM87 215V214H86ZM85 215V216H86ZM161 215V214H160ZM18 216V215H17ZM22 216V215H21ZM50 216V215H49ZM59 216V215H58ZM204 217V216H203ZM77 218H79V217H77ZM227 218V217H226ZM25 220V219H24ZM80 220V219H79ZM255 220V219H254ZM6 221V220H5ZM55 221V222H54ZM109 221V220H108ZM208 221V220H207ZM221 221V220H220ZM107 222V221H106ZM7 223H8V225H9V220H7L6 221V225H7ZM11 223V222H10ZM112 223V222H111ZM188 224V223H187ZM227 226V225H226ZM33 227H34V229H33ZM35 228H36V230H35ZM226 228V227H225ZM232 228V227H231ZM208 229V228H207ZM258 229H259V227H258ZM35 230V231H34ZM205 230V229H204ZM217 230V229H216ZM260 230H264V228L262 229H260ZM9 231V230H8ZM88 231V232H87ZM91 231H93L92 229H91ZM39 232H41L40 234H41V238H39V237H34L35 235H37V234H39ZM107 232V231H106ZM261 232V231H260ZM201 234V233H200ZM199 234V235H200ZM256 234V233H255ZM91 236H93V234H90ZM192 235V234H191ZM203 235V234H202ZM39 236V235H38ZM89 237L88 239L90 240V239H93L92 237ZM198 236V235H197ZM204 236V235H203ZM52 237H54V239L52 238ZM201 237V236H200ZM85 238V237H84ZM252 238V237H251ZM86 239H87V237H86ZM171 239V238H170ZM188 239V238H187ZM206 239V238H205ZM238 239V238H237ZM233 240V239H232ZM252 241V240H251ZM90 242H94L93 240H91V241H85V244H88V243H90ZM204 242V241H203ZM95 244V243H94ZM98 244V243H97ZM213 244V243H212ZM56 245V246H55ZM4 246V245H3ZM92 246V244L90 245V247ZM97 246V245H96ZM213 246V245H212ZM225 246V245H224ZM260 246V245H259ZM258 246V247H259ZM219 247V246H218ZM253 247V246H252ZM80 248V247H79ZM93 248H95V246L93 247ZM92 248V249H93ZM217 248V247H216ZM240 248V247H239ZM91 249V250H92ZM202 249V248H201ZM96 250V249H95ZM2 251V250H1ZM253 251H254V249H253ZM77 252V251H76ZM167 252V251H166ZM249 252V251H248ZM25 254H24V256L22 257V259L24 260V261H26V259L28 260V258L29 257H27L26 256V253L27 252H24ZM44 253H46V251H44ZM28 254H29V252H28ZM91 254V253H90ZM176 254V253H175ZM226 254V253H225ZM177 255V254H176ZM164 256V255H163ZM172 256H174V255H172ZM240 256V255H239ZM244 256V255H243ZM235 257H236V255H235ZM44 258H46V257H44ZM231 258V257H230ZM46 259H48V258H46ZM45 259V260H46ZM47 261V260H46ZM51 262H52V260H50ZM53 261H56V260H53ZM59 261V260H58ZM217 261V260H216ZM221 261V260H220ZM230 261V260H229ZM233 260H231V262H232ZM41 262H42V260H41ZM41 262H40V264H41ZM57 262V261H56ZM59 263V262H58ZM68 264H70V263H68Z\"/></svg>",
  "mask_w": 264,
  "mask_h": 264
}]
</instances>
